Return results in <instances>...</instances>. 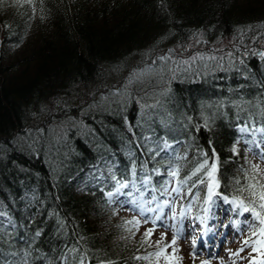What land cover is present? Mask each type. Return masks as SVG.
Masks as SVG:
<instances>
[{
	"label": "trees",
	"instance_id": "16d2710c",
	"mask_svg": "<svg viewBox=\"0 0 264 264\" xmlns=\"http://www.w3.org/2000/svg\"><path fill=\"white\" fill-rule=\"evenodd\" d=\"M198 43L204 69L178 65L154 100L106 103L151 57ZM241 127L264 140V0H0V264L159 263L111 221L131 206L117 182L174 165L204 207V171L186 177L207 159L217 196L244 199Z\"/></svg>",
	"mask_w": 264,
	"mask_h": 264
},
{
	"label": "rangeland",
	"instance_id": "374dc122",
	"mask_svg": "<svg viewBox=\"0 0 264 264\" xmlns=\"http://www.w3.org/2000/svg\"><path fill=\"white\" fill-rule=\"evenodd\" d=\"M207 47L198 43L187 49H179L178 54L175 52L178 48L175 47L165 51V57L158 62L151 60V57L146 61L147 66L143 70L138 69L139 72L129 75L128 79L119 85L120 88L112 90L111 97L107 98L106 103L117 108L132 94L138 96L143 92L154 100L155 92L163 89L178 65L183 69V66L194 62L198 68L204 69L212 61V58L205 54ZM210 49L214 51L213 48ZM240 130L244 136L235 148L244 146L251 148L247 151L249 168L259 165V173H263L264 162L257 155L264 153L262 130H258V136L252 139L245 127H241ZM172 146V143L165 141L162 149L170 153ZM172 171L178 169L174 165L166 168L158 166L142 175L138 185L123 183L126 185L123 188L130 191L128 196L131 206H122L111 216V221L123 229L122 237L136 239L146 231L152 230L153 224L145 222L144 216H147L149 221L155 220L157 225L147 237L148 243L154 244L151 254H154L159 261L157 264H169V262L171 264H250L252 260L264 261V255L252 251L253 242L258 237L252 236V228L249 225L254 222L250 213H237L235 205L230 203L233 199L229 198L226 202L223 195L214 196L209 204L204 203L202 207L194 196L199 190L185 191L183 186L177 183L179 172L178 176L173 177L169 175ZM148 173L159 175L162 181L165 180L156 191L150 184ZM177 187L179 194L172 192V188ZM105 194L112 201L120 199L116 189ZM195 200L198 202L196 203ZM141 210L144 212L143 216ZM129 221H138V223H128ZM161 224L163 226H160ZM174 233L178 234L175 245L166 247L171 244ZM162 236L163 240H161ZM194 240L197 253L195 257H193ZM245 240L250 241L247 246L243 244ZM241 247L243 251H240ZM161 250H163L162 254L157 256L156 253ZM237 252L239 255H234Z\"/></svg>",
	"mask_w": 264,
	"mask_h": 264
},
{
	"label": "snow or ice",
	"instance_id": "6c2138e0",
	"mask_svg": "<svg viewBox=\"0 0 264 264\" xmlns=\"http://www.w3.org/2000/svg\"><path fill=\"white\" fill-rule=\"evenodd\" d=\"M29 4L32 3V0H27ZM233 153H236V149H232ZM207 156V154H204ZM215 155V153H213ZM262 162H264V153L257 154ZM204 171L203 177H198V183L200 184H206L207 189V195L205 197V204H209L212 201V197L214 195H217L216 189L219 187V181L217 179L216 173H217V164L215 161H213L210 165L208 163V160L205 159L202 163L199 164V166L195 169V171L192 172L191 176H187L186 180H190L192 176H198V174ZM252 175H249L248 173H245V177L247 179V183L243 187L237 188V191L240 193H246V197L244 199H241L240 197L234 198L230 203L234 204L235 207L239 210H242V213H250L252 221L254 223L250 224L249 226L252 228V236H257L258 239H256L253 242L252 251L257 252L260 255H264V177L259 176V165H253L251 168ZM169 175L176 177L178 176V171H172L169 173ZM185 181L178 180V184H182ZM119 184V188H123L126 185L123 183L117 182ZM197 182L193 183V186H196ZM237 184L240 183V181H236ZM119 188L117 191H119ZM172 192H176L179 194V188H172ZM111 195V193H109ZM225 201H227V197H224ZM141 215H144L143 210H141ZM183 215V212L181 213ZM145 222H151L153 224V229H155L156 221L152 220L149 221L147 216H144ZM159 219V218H157ZM128 223H138V221H129ZM160 226H163L162 224ZM146 231L144 233L145 239L150 235V231ZM243 231V229H241ZM178 234H173V239L171 241L170 245H166V247H171L175 245L177 240ZM164 237H161V240H163ZM249 240H245L243 242L244 246H247L249 244ZM159 243V242H157ZM196 242L193 241V257L197 254L195 252ZM243 247H241L240 251H243ZM175 251V249H173ZM163 250L158 251L156 253L157 256H160L162 254ZM234 255H239V252L234 253ZM171 264V262H169ZM250 264H264V261H257L252 260Z\"/></svg>",
	"mask_w": 264,
	"mask_h": 264
}]
</instances>
